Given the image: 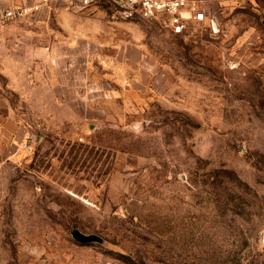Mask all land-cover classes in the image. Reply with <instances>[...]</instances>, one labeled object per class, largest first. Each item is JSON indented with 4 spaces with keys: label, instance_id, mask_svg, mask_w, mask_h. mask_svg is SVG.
<instances>
[{
    "label": "rangeland",
    "instance_id": "1",
    "mask_svg": "<svg viewBox=\"0 0 264 264\" xmlns=\"http://www.w3.org/2000/svg\"><path fill=\"white\" fill-rule=\"evenodd\" d=\"M198 1L0 26V264H264V0Z\"/></svg>",
    "mask_w": 264,
    "mask_h": 264
},
{
    "label": "built area",
    "instance_id": "2",
    "mask_svg": "<svg viewBox=\"0 0 264 264\" xmlns=\"http://www.w3.org/2000/svg\"><path fill=\"white\" fill-rule=\"evenodd\" d=\"M106 8L112 22L145 19L162 22L175 36L188 34L207 20L198 0H0V26L43 11L84 12Z\"/></svg>",
    "mask_w": 264,
    "mask_h": 264
},
{
    "label": "water",
    "instance_id": "3",
    "mask_svg": "<svg viewBox=\"0 0 264 264\" xmlns=\"http://www.w3.org/2000/svg\"><path fill=\"white\" fill-rule=\"evenodd\" d=\"M72 237L77 243L81 245H89L93 243H97V244L104 243V240L100 236L94 235V234L87 235V234L82 233L79 230H74L72 232Z\"/></svg>",
    "mask_w": 264,
    "mask_h": 264
},
{
    "label": "crops",
    "instance_id": "4",
    "mask_svg": "<svg viewBox=\"0 0 264 264\" xmlns=\"http://www.w3.org/2000/svg\"><path fill=\"white\" fill-rule=\"evenodd\" d=\"M43 12H48V11H43ZM4 120H5V100H4V96L1 93L0 94V125L2 127H4Z\"/></svg>",
    "mask_w": 264,
    "mask_h": 264
}]
</instances>
